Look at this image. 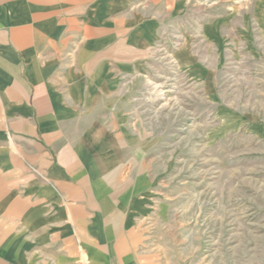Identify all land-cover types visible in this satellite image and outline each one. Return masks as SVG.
Wrapping results in <instances>:
<instances>
[{
	"label": "crops",
	"instance_id": "crops-1",
	"mask_svg": "<svg viewBox=\"0 0 264 264\" xmlns=\"http://www.w3.org/2000/svg\"><path fill=\"white\" fill-rule=\"evenodd\" d=\"M140 3L0 0V139L22 157L0 173V264H149L147 178L123 132V76L159 35Z\"/></svg>",
	"mask_w": 264,
	"mask_h": 264
},
{
	"label": "rangeland",
	"instance_id": "rangeland-1",
	"mask_svg": "<svg viewBox=\"0 0 264 264\" xmlns=\"http://www.w3.org/2000/svg\"><path fill=\"white\" fill-rule=\"evenodd\" d=\"M132 1L159 20L143 69L123 76V132L147 178L142 251L149 264H264V0ZM15 157L6 134L0 173Z\"/></svg>",
	"mask_w": 264,
	"mask_h": 264
},
{
	"label": "bare ground",
	"instance_id": "bare-ground-1",
	"mask_svg": "<svg viewBox=\"0 0 264 264\" xmlns=\"http://www.w3.org/2000/svg\"><path fill=\"white\" fill-rule=\"evenodd\" d=\"M158 87H159V86L156 85V84L153 85V86H152V89H151V94H154V95H156V96L159 95V94H160V89H158Z\"/></svg>",
	"mask_w": 264,
	"mask_h": 264
}]
</instances>
